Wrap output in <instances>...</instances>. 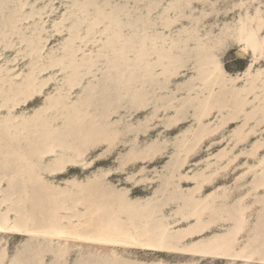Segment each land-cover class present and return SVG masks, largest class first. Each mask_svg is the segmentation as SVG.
Here are the masks:
<instances>
[{"label":"rangeland","instance_id":"obj_1","mask_svg":"<svg viewBox=\"0 0 264 264\" xmlns=\"http://www.w3.org/2000/svg\"><path fill=\"white\" fill-rule=\"evenodd\" d=\"M250 18L264 36V0H0V212L42 221L50 193L70 188L76 198L81 185L86 201L103 193L148 203L151 224L168 221L175 233L196 224L178 213L183 194L227 193L229 205L250 206L239 245L253 248L256 238L264 250V187L255 182L264 169L262 91L242 108L229 84L225 107L202 118L198 101L207 93L204 44H216L226 76L241 77L237 87L251 63L264 73V56L255 60L237 38ZM205 127L216 130L199 140ZM226 216L186 244L227 235L235 225ZM72 245L61 256L57 242L0 234L1 264H264L258 254Z\"/></svg>","mask_w":264,"mask_h":264},{"label":"bare ground","instance_id":"obj_2","mask_svg":"<svg viewBox=\"0 0 264 264\" xmlns=\"http://www.w3.org/2000/svg\"><path fill=\"white\" fill-rule=\"evenodd\" d=\"M250 20L253 24H248L245 21L241 23L237 38L244 42L245 48L252 50L255 60L258 61L264 56V36H260L259 33L262 29V23L259 22L254 25L257 18H250ZM201 47L204 63L199 67V80L203 86H201V90L207 91V93H204L202 98L198 97L199 100L197 99L203 106L199 117H208L215 107H225L224 102L228 98L224 97V89L229 84L233 85V92L228 97L236 99L242 108L249 103V94L257 89L262 91L264 97V73L262 69L252 72L251 68L254 63H251L245 73L246 84L237 87L235 86L237 85L236 81L241 77L226 76V72L214 51L216 44H204ZM242 92H245V96L239 100ZM215 130L205 127L200 133L199 140ZM203 178V182L208 179V177ZM255 182L257 183L256 189L264 187V169L260 176L256 177ZM201 188L202 185L199 189ZM86 190L85 187L78 185L76 198H70L69 195L72 191L70 188L50 193L49 198L52 205L42 221H36L34 214L29 211L19 214L18 210L7 207L6 211L0 212V234H18L38 240L57 242L61 246V256L68 252L69 248L73 246L72 244H86L103 249H124L125 251H168L204 257L253 258L255 254L264 256L261 245L255 244L256 238L252 240L253 248L250 243L244 246L239 245L238 236L247 225V211L250 206L246 205L243 199L229 205L228 202H224L229 197L227 193L221 196L213 193L205 197L203 195L197 196L196 192L183 194L181 212L178 213L187 220L195 217L196 224L191 225L186 230L171 233L168 229L170 224L168 221H161L157 226L151 224L153 215L148 210V203L133 202L127 194L123 195L121 199L113 196L112 199H106L103 193L99 195L100 199L97 201H86L84 196ZM28 195L29 191L26 189L25 196ZM218 197L222 199L221 206L217 205ZM257 201L263 204L262 209L264 210V197ZM79 205L83 207V210L79 209ZM73 209L77 211L70 214L69 211ZM12 211L15 212V216L11 214ZM224 213L227 216L223 219L231 220L235 225L234 229L227 235L200 241L193 245L186 244L187 236L192 239L197 233L209 228L216 221L215 216ZM207 214L212 218L204 220V216ZM123 215H126L125 221ZM4 258L5 252H0V264Z\"/></svg>","mask_w":264,"mask_h":264}]
</instances>
